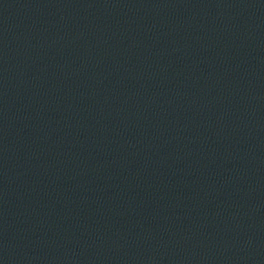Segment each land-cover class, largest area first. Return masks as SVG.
<instances>
[{"label":"water","instance_id":"95a60500","mask_svg":"<svg viewBox=\"0 0 264 264\" xmlns=\"http://www.w3.org/2000/svg\"><path fill=\"white\" fill-rule=\"evenodd\" d=\"M0 264H264V0H0Z\"/></svg>","mask_w":264,"mask_h":264}]
</instances>
